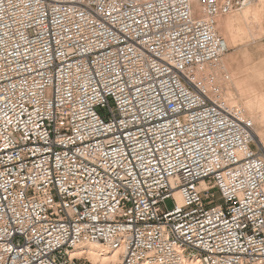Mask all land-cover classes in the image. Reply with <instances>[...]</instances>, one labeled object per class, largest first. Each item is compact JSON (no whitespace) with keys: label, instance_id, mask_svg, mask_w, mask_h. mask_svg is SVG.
Instances as JSON below:
<instances>
[{"label":"built area","instance_id":"2783aa9c","mask_svg":"<svg viewBox=\"0 0 264 264\" xmlns=\"http://www.w3.org/2000/svg\"><path fill=\"white\" fill-rule=\"evenodd\" d=\"M249 1L0 0V264H264V149L208 70Z\"/></svg>","mask_w":264,"mask_h":264},{"label":"rangeland","instance_id":"374dc122","mask_svg":"<svg viewBox=\"0 0 264 264\" xmlns=\"http://www.w3.org/2000/svg\"><path fill=\"white\" fill-rule=\"evenodd\" d=\"M242 12L243 8L225 16H219L217 28L224 39L227 33L230 36L233 33L237 35L239 22L233 17L240 16ZM225 19L231 20V28L222 30L220 23ZM245 34L233 44L231 43L230 48L228 47L226 53L232 54L231 60L224 65L225 53L219 63L208 70H213L218 75L224 95L229 102L241 107L252 119L257 142L264 148V47L260 42L262 35L252 38ZM225 74L229 76V81L223 80ZM172 204L171 199L166 201L168 207Z\"/></svg>","mask_w":264,"mask_h":264},{"label":"bare ground","instance_id":"6f19581e","mask_svg":"<svg viewBox=\"0 0 264 264\" xmlns=\"http://www.w3.org/2000/svg\"><path fill=\"white\" fill-rule=\"evenodd\" d=\"M191 3H192V11L194 15L196 16L200 15V9H199V5L197 4V0H191ZM242 8H243L242 14L240 16L233 17L237 22H239L237 26V35L235 36V34L233 33L230 36V34L227 33L225 38V42L227 44V47L229 48L233 44V42H236L238 38H241L242 35H244L245 33H246L245 36H250L252 38L262 35L264 0H254V3H252V0H250ZM217 25H218V19H217ZM220 25L222 30H224L225 28H231V20L225 19L223 20V22L220 23ZM231 58H232V54L230 52L226 53L225 57L223 58L224 65L226 64L227 61L231 60ZM229 103L231 105L233 104L232 102ZM255 134L256 132L254 130V136ZM256 137L257 136H255V138ZM259 145L262 147L260 143ZM178 200L180 201V198H178ZM120 254H121L120 249H110L109 247L101 244H87L83 247L76 249L73 252V255L85 256L95 264H115L120 259L119 257ZM183 264H201V263L199 259H194V260H185Z\"/></svg>","mask_w":264,"mask_h":264},{"label":"crops","instance_id":"0c3cea01","mask_svg":"<svg viewBox=\"0 0 264 264\" xmlns=\"http://www.w3.org/2000/svg\"><path fill=\"white\" fill-rule=\"evenodd\" d=\"M264 16V14H263ZM260 42L262 44V46L264 47V17H263V22H262V36L260 38Z\"/></svg>","mask_w":264,"mask_h":264}]
</instances>
